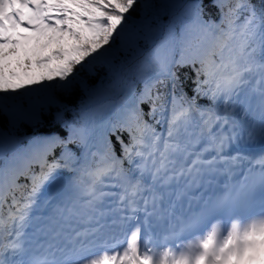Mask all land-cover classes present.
I'll return each instance as SVG.
<instances>
[{
  "label": "snow or ice",
  "instance_id": "6c2138e0",
  "mask_svg": "<svg viewBox=\"0 0 264 264\" xmlns=\"http://www.w3.org/2000/svg\"><path fill=\"white\" fill-rule=\"evenodd\" d=\"M211 7L0 0V264H264V0Z\"/></svg>",
  "mask_w": 264,
  "mask_h": 264
},
{
  "label": "trees",
  "instance_id": "16d2710c",
  "mask_svg": "<svg viewBox=\"0 0 264 264\" xmlns=\"http://www.w3.org/2000/svg\"><path fill=\"white\" fill-rule=\"evenodd\" d=\"M257 0H254L256 2ZM175 2H192V0H175ZM212 0H204V5L206 9V16L208 8L211 9V15L213 18H218L216 10L211 7ZM169 15H163L160 18V24H166L169 20ZM183 72H187L191 75L190 69H184ZM110 80L109 69L106 65L98 64L96 65L91 72H87V78L83 80V85L77 84L75 89L63 102L56 100V103L48 108L47 112L43 114L41 122L36 124L30 123H21L19 129L16 132V135L21 138L24 142V146L27 145L28 138L32 136L40 135H51L58 134L62 137L68 135L69 129L64 122H57L56 113L58 110H61L62 107L66 108L63 110V121L71 123L75 118L77 113L81 111L86 105H89L90 93L89 89H99L108 85ZM142 88L141 85L136 86V91H139ZM189 94L190 92V82H189ZM147 110V105L144 106ZM0 129L4 131H9V117L0 119Z\"/></svg>",
  "mask_w": 264,
  "mask_h": 264
},
{
  "label": "rangeland",
  "instance_id": "374dc122",
  "mask_svg": "<svg viewBox=\"0 0 264 264\" xmlns=\"http://www.w3.org/2000/svg\"><path fill=\"white\" fill-rule=\"evenodd\" d=\"M169 2H175V0H169ZM256 2H258V0ZM211 12H212L211 9L208 8L207 13H211ZM81 78H82V80H85L87 78V72L82 73V77ZM75 87H76V85L73 87L72 91L75 89ZM69 95L70 94H68V93H65V92H62V91H57L55 93V99L58 100L59 102H63V101H65V99ZM5 117H7V115L0 116V119H4ZM40 136L46 137V136H50V134L49 135H40Z\"/></svg>",
  "mask_w": 264,
  "mask_h": 264
}]
</instances>
